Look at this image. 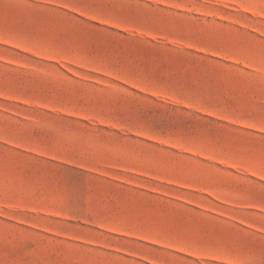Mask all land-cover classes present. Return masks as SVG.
Masks as SVG:
<instances>
[{
	"label": "rangeland",
	"instance_id": "374dc122",
	"mask_svg": "<svg viewBox=\"0 0 264 264\" xmlns=\"http://www.w3.org/2000/svg\"><path fill=\"white\" fill-rule=\"evenodd\" d=\"M0 264H264V0H0Z\"/></svg>",
	"mask_w": 264,
	"mask_h": 264
}]
</instances>
